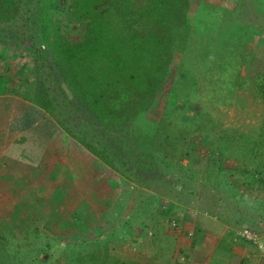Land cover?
Listing matches in <instances>:
<instances>
[{
	"label": "rangeland",
	"instance_id": "obj_1",
	"mask_svg": "<svg viewBox=\"0 0 264 264\" xmlns=\"http://www.w3.org/2000/svg\"><path fill=\"white\" fill-rule=\"evenodd\" d=\"M74 4V0H21L14 20H0V92L24 98L31 94L34 85L31 83L35 81V59L39 54L35 45L38 41L33 38H41L40 10L43 5L47 7L52 23L56 25L54 27L73 39L82 29ZM223 6L230 9L225 10ZM181 33L183 43L176 47L170 75L157 93L152 108L122 133L110 132L116 142L123 139L122 134L125 135L124 147L128 150L131 164L137 159V166L143 161L153 162L162 177L140 183L133 171H128L121 159L107 147L108 155L120 170L119 176L128 179L129 183L124 188L127 191L123 199L115 197L112 187L116 179L110 174L117 171L107 165L110 173L104 184L106 188H103L107 191L103 194L108 192L106 196L113 199L108 204L113 213L109 221H104L107 226L98 227L84 225L86 221L78 215L77 208L87 209L88 195H68L66 190L65 194L61 193L68 183L67 178L60 176L58 181L45 180L41 194L0 193V264L147 262L146 258H142V243L132 236L135 227H139L137 221L127 223L123 228L121 226V207L131 196L137 204L140 203L136 209L140 219L152 216L153 211L148 212L144 207L148 202L152 203L151 208L160 217L154 219L162 227L144 225L139 229L146 233L152 230V242L161 237L169 255L176 251L174 231L186 228V232L193 225L189 206L197 208L201 204L211 211L214 207L213 194L217 192L223 197L227 210L232 208L230 199L238 193L233 188L235 179L232 177L235 173L246 171L243 157L245 129L249 125L262 124L259 117L252 113L256 98L249 91L244 98L241 92L247 89L245 84L244 88L240 84L244 81L242 75L248 73L249 58L264 39V0H191L188 24L181 28ZM62 111L68 114L67 107ZM41 128L48 129L45 122ZM60 128L62 135L59 143L70 148L62 137L75 139ZM130 129L132 133L134 129L141 130L145 136L142 148L134 144ZM99 146L106 148L103 144ZM235 185L239 189L244 186L242 182ZM148 189L165 197L169 212L160 211L167 205L163 206L159 197L151 201ZM0 191H3L2 187ZM198 191L203 192L201 200L195 196ZM173 219L177 220V227H172ZM239 227L243 228V224ZM166 236L171 238L167 240ZM180 251L183 252L182 249ZM132 252L139 257L137 261L131 259ZM158 262L186 264V261L173 262L170 258L158 259Z\"/></svg>",
	"mask_w": 264,
	"mask_h": 264
},
{
	"label": "trees",
	"instance_id": "obj_2",
	"mask_svg": "<svg viewBox=\"0 0 264 264\" xmlns=\"http://www.w3.org/2000/svg\"><path fill=\"white\" fill-rule=\"evenodd\" d=\"M19 1L3 0L0 20H14L20 10ZM74 3L82 29L73 39L54 27L47 7L43 5L40 10L41 38H33L38 41L35 45L39 53L35 59V81L25 99L45 110L59 127L118 173L120 170L108 155L107 147L140 183L160 178L163 174L153 162L143 161L137 166V159L131 164L124 147L125 135L116 142L110 132L122 133L152 108L170 75L176 47L183 43L181 28L188 24L191 0H74ZM260 44L249 58L248 73L242 75L244 81L240 84L247 89L241 92L243 96L249 91L256 99H264V39ZM64 107L68 114H63ZM129 132L134 144L142 148L145 136L141 130ZM101 144L106 148L100 147ZM234 235L228 230L222 241L225 247L228 248Z\"/></svg>",
	"mask_w": 264,
	"mask_h": 264
},
{
	"label": "crops",
	"instance_id": "obj_3",
	"mask_svg": "<svg viewBox=\"0 0 264 264\" xmlns=\"http://www.w3.org/2000/svg\"><path fill=\"white\" fill-rule=\"evenodd\" d=\"M222 8L226 10L228 7L223 6ZM253 103L252 113L259 117L262 124L260 126L249 125L247 126L249 128L245 129L243 157L246 171L242 174L235 173L232 177L235 179L233 188L238 193L235 198L230 199L232 206L230 210H227L223 197L217 192L213 194L214 207L211 211L201 204L197 208L189 206L193 225L186 232H184L186 228L185 230H173L176 234V240L174 238L177 243L176 251L169 255L164 249V240H160L161 237L152 242L150 237L153 231L147 230L146 233L145 230L143 232L139 229L144 225L162 227L159 221L157 223L154 219H157L159 214L151 208L152 203L148 202L144 207L148 212L153 211V217L145 216L143 219H140V214L136 215V209L140 203L137 204L134 197L128 198L121 207L123 209L120 215L122 228L133 221H137V226H139L135 227V232L132 231V236L142 243L144 248L142 258L147 259V262L139 260V264H160L158 259L162 258L164 260L170 258L173 262L186 261V264L189 261L190 264H264V249L259 248V250V246L237 237L236 234L240 229V224H243V227L250 225L252 227L249 228L260 235L261 242L264 244V150L262 149L264 147V99H255ZM44 122L48 127L47 130L41 128ZM61 133L57 122L38 105L14 94H0V188H3L0 193L41 194L45 180L58 181L61 176L68 180L64 190H61L62 194H65L66 190L68 195H88L87 209L77 208L78 215L83 216L86 221L83 224L89 227L107 226L104 221H109L112 217L111 212L113 213V209H110L108 205L113 199L109 195L106 196L108 192L103 194L107 191L103 188H106L104 184L110 173L109 168L83 145L65 135L62 140L70 145V148L66 147V144H60ZM62 150L65 151L62 152ZM115 173L110 174L116 179L112 194L123 199V194L127 191L124 188L129 180ZM239 182L244 185L240 189L235 185ZM59 185L57 184V188H60ZM12 189L17 191H12ZM147 191L151 195V201L159 197L163 200L162 205H167L160 211L169 212L166 210L169 205L164 202L166 200L164 196L157 194L154 190L148 189ZM186 193L191 194V192ZM92 195L94 196L91 197ZM195 196L201 200L203 192L198 191ZM160 211L159 213L162 214ZM228 230L235 232V237L232 242H229L227 248L222 241ZM142 232L143 234H140ZM144 234L145 238H142ZM169 238L171 236H166L167 240ZM181 249L183 252L180 251ZM132 254L131 259L139 258L135 256V253L132 252Z\"/></svg>",
	"mask_w": 264,
	"mask_h": 264
},
{
	"label": "built area",
	"instance_id": "obj_4",
	"mask_svg": "<svg viewBox=\"0 0 264 264\" xmlns=\"http://www.w3.org/2000/svg\"><path fill=\"white\" fill-rule=\"evenodd\" d=\"M172 227H177L178 223L176 219L171 222ZM237 237L245 239L259 246V248L264 249V244L261 242L260 235L252 230L251 228L245 226L237 231Z\"/></svg>",
	"mask_w": 264,
	"mask_h": 264
}]
</instances>
